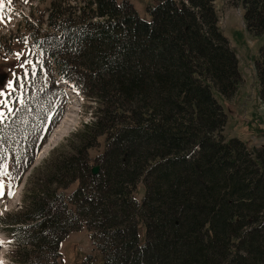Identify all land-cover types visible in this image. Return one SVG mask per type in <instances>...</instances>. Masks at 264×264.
Returning a JSON list of instances; mask_svg holds the SVG:
<instances>
[{
  "label": "trees",
  "instance_id": "obj_1",
  "mask_svg": "<svg viewBox=\"0 0 264 264\" xmlns=\"http://www.w3.org/2000/svg\"><path fill=\"white\" fill-rule=\"evenodd\" d=\"M215 1L158 0L150 20L130 0H85L78 18L52 4L50 30L34 38L40 63L14 81L0 121V172L9 161L20 181L59 122L58 78L96 105L4 216L12 264H63L61 241L81 227L101 264H264V147L223 133L214 92L231 98L241 74ZM231 1L263 35L264 0ZM256 71L264 108V44Z\"/></svg>",
  "mask_w": 264,
  "mask_h": 264
},
{
  "label": "rangeland",
  "instance_id": "obj_2",
  "mask_svg": "<svg viewBox=\"0 0 264 264\" xmlns=\"http://www.w3.org/2000/svg\"><path fill=\"white\" fill-rule=\"evenodd\" d=\"M130 1L133 2L139 15L145 20L151 19L147 11L148 6H154L158 2V0ZM53 3H60L65 9L74 6L77 11L74 14L75 18L81 16L79 9L86 4L85 0H27V2L25 0H0V75H6L3 82H0V90L7 93V95H0V117H2L0 121L7 112H10L9 109L12 110L15 99H18L15 94H12L14 87L11 89L7 87L8 81L21 80L23 74L40 63L41 56L36 49L34 38H40L47 30H50L46 21ZM231 3V0H216L215 6L219 15V26L237 55L241 82L231 98H225L217 92H214V94L227 115L226 127L223 130L224 135L240 138L248 147L261 148L264 147V108L260 97V83L257 77L256 64L260 58L261 47L264 44V34L256 35L249 32L243 20V6H236ZM17 53L20 54L19 58H17ZM20 65H23V67ZM68 95L69 101L67 102L66 112L50 132L48 139L59 127L67 112L70 111L74 114L72 126L67 133L55 142L51 149H48L44 155L36 157L34 162L38 160L37 164L35 165L33 162L22 177L21 184L25 182L23 190L27 188L26 182H29L35 167L49 157L54 148L66 143L79 127L92 120V112L96 104L87 100L86 97H82L81 94L75 95L72 91H68ZM104 146V140H102L100 147L89 151L94 166L96 164H94L93 158L102 152ZM58 153L59 151L55 152L54 156L56 157ZM6 165L7 167H3L0 172V182L4 185L0 201L3 199L10 200L13 195V201H17L14 203L13 201H6L4 205L0 206V241L5 247L1 252L5 259L3 264H6V252L13 246V240L1 219L6 214L20 209L23 203L17 189L20 184L12 179L9 174L10 163L7 162ZM77 184L75 183L70 187L69 191ZM144 188V184L140 182L135 190V196L139 201L144 195ZM9 190L13 193L16 190V192L8 196L7 192ZM139 229L141 238L144 241V224L140 223ZM60 253L63 264H84L86 261V264L102 263L101 254L95 249L90 232L85 227L71 231L66 235L61 241Z\"/></svg>",
  "mask_w": 264,
  "mask_h": 264
},
{
  "label": "bare ground",
  "instance_id": "obj_3",
  "mask_svg": "<svg viewBox=\"0 0 264 264\" xmlns=\"http://www.w3.org/2000/svg\"><path fill=\"white\" fill-rule=\"evenodd\" d=\"M73 117H74L73 112L71 111L69 113L67 112V115H65L59 127L53 132V134L50 136L48 141L41 148V152L39 154L40 156L44 155L48 151V149H50L55 144V142L60 139V137H62L65 133H67V131L70 129L74 121Z\"/></svg>",
  "mask_w": 264,
  "mask_h": 264
},
{
  "label": "snow or ice",
  "instance_id": "obj_4",
  "mask_svg": "<svg viewBox=\"0 0 264 264\" xmlns=\"http://www.w3.org/2000/svg\"><path fill=\"white\" fill-rule=\"evenodd\" d=\"M25 2H27V0H25ZM19 56H20V54L17 53V58H19ZM20 66L23 67V65H20ZM7 87H8L9 89L13 88V87H14V81L9 80V81H8V84H7ZM0 95H7V93H4L2 90H0ZM9 111H11V109H9ZM0 118H2V117H0ZM2 167L6 168L7 165L5 164V165H3ZM5 174H6V173H5ZM3 190H4V185H3L2 182H0V195H3ZM13 194H14V193H13L11 190H9V191L7 192V195H8V196H11V195H13ZM0 242H2V241H0ZM0 264H3V261H0Z\"/></svg>",
  "mask_w": 264,
  "mask_h": 264
},
{
  "label": "water",
  "instance_id": "obj_5",
  "mask_svg": "<svg viewBox=\"0 0 264 264\" xmlns=\"http://www.w3.org/2000/svg\"><path fill=\"white\" fill-rule=\"evenodd\" d=\"M5 77H6L5 74H1V75H0V82H3V80L5 79ZM51 148H52V147H51ZM51 148H50V149H51ZM38 155H39V154H38ZM38 155H37V158H38ZM37 161H38V160H37ZM37 161L34 162L35 165L37 164ZM98 171H99V166H98V165L92 167V173H93V174H97Z\"/></svg>",
  "mask_w": 264,
  "mask_h": 264
},
{
  "label": "crops",
  "instance_id": "obj_6",
  "mask_svg": "<svg viewBox=\"0 0 264 264\" xmlns=\"http://www.w3.org/2000/svg\"><path fill=\"white\" fill-rule=\"evenodd\" d=\"M242 14H243V12H242Z\"/></svg>",
  "mask_w": 264,
  "mask_h": 264
}]
</instances>
